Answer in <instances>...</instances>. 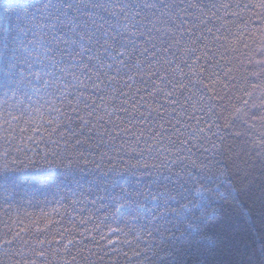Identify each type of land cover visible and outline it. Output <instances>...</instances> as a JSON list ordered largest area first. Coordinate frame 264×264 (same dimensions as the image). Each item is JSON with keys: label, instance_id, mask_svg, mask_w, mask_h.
I'll return each mask as SVG.
<instances>
[{"label": "snow or ice", "instance_id": "snow-or-ice-1", "mask_svg": "<svg viewBox=\"0 0 264 264\" xmlns=\"http://www.w3.org/2000/svg\"><path fill=\"white\" fill-rule=\"evenodd\" d=\"M240 7L231 0L0 2V127L56 146L43 164L29 158L28 176L15 175L18 161L5 159L0 186L39 192L73 183L74 204L94 208L92 227L63 245L71 259L61 264H80L77 245L87 248L85 240L105 255L119 252L126 264H264V131L237 150L224 142L215 111L216 44L225 17ZM121 153L126 158L117 160ZM213 156L226 159L223 169H213ZM77 170L98 175L85 186ZM221 202L245 207L243 232ZM128 217L135 225L125 231L117 221L127 226ZM12 235L0 239L8 257L0 264H52L49 251L61 252Z\"/></svg>", "mask_w": 264, "mask_h": 264}, {"label": "trees", "instance_id": "trees-1", "mask_svg": "<svg viewBox=\"0 0 264 264\" xmlns=\"http://www.w3.org/2000/svg\"><path fill=\"white\" fill-rule=\"evenodd\" d=\"M231 2L234 5H241V7L235 9L239 12L238 16L225 17L223 24L226 28L219 33L221 39L216 44L218 50L216 59L220 65L217 71L220 73L221 84L218 88L220 98L215 111L220 114V132L224 137V142L232 144L239 150V146H251L252 142L258 140L259 134L264 131V122L260 120V116L264 114V70H262L264 66L258 63L259 60L264 59V55H262V50H264V9L258 6L259 0H231ZM244 4H254L257 7L244 9ZM220 23L217 22L218 27ZM219 53H223V58ZM226 71L228 72L227 76H225ZM237 108L241 110L238 114L236 113ZM226 122L229 124L227 128L224 127ZM2 124L3 121L0 120V125ZM6 128L7 125L0 127V163H3L5 159L9 161L16 159L20 168V171L14 173L17 176H28L34 172L32 166H29L27 170L24 169V165L29 164V158L37 165L43 164L44 161L41 157L44 153L56 148L55 145H46L44 142H40L38 133H20L19 128L12 133L5 131ZM236 133H240V135L237 136ZM29 135L35 136L36 141H29L26 138ZM9 136H14L15 139L7 138ZM244 141H249V143L245 145ZM63 147V142H61L60 148ZM113 155L117 154L113 152ZM93 158L92 155L89 156V159ZM124 158L126 157L123 153L117 156V160ZM132 162L135 163V160L133 159ZM226 164L225 158L212 157L211 166L213 169H223ZM56 174L52 173V175ZM74 175L84 177L83 183L86 186L87 180L98 174H85L77 170ZM109 178H115L118 182L123 183V180L113 173L109 174ZM221 181L226 183L227 176L221 177L217 183H221ZM56 184L59 185L60 181L57 180ZM75 187V184L69 183L59 187L51 186L38 192L27 184L9 185L6 188L0 186V239H11L14 232H19L20 237L29 241L31 245H38V241L43 240L45 243L38 245L39 247L48 250L61 249L60 254L55 257L49 251V259L52 260V264H61L63 259H71L63 253V245L67 244L69 239L80 240L79 233L92 227L93 222L87 221V217L90 210L94 211L92 205L74 204V200L80 196L79 192L76 196L73 195L72 190ZM221 190H223V183H221ZM116 191L118 192L119 189L117 188ZM95 207H100V205L97 204ZM221 207L228 210L234 222L243 232L245 220L249 219L245 207L243 205L233 207L224 205L222 202ZM82 208L85 210L82 211ZM103 214L101 212L97 215ZM82 220L87 222L82 223ZM126 220L127 226L124 221H117V223L120 227L125 228V231H128V227L135 225V221L131 217ZM97 239H99L98 235ZM112 239H116V236H112ZM57 241L60 243L58 244ZM20 243L21 241L18 240L16 246L19 247ZM101 243L103 244L105 241ZM84 244L87 245V248L77 245L81 248V254L77 256L80 264H88L89 260L92 264H126V258L119 252L112 251L111 248L107 249L108 255H105L104 250L94 242L85 240ZM69 247L72 249V254L75 255L76 248H72L71 245ZM3 252L4 248H0V260H7L8 257L4 256Z\"/></svg>", "mask_w": 264, "mask_h": 264}]
</instances>
